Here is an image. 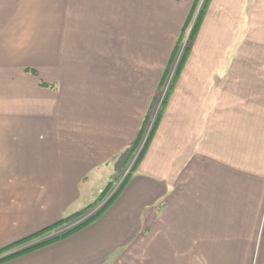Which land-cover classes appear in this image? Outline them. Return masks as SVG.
<instances>
[{"label": "crops", "instance_id": "1", "mask_svg": "<svg viewBox=\"0 0 264 264\" xmlns=\"http://www.w3.org/2000/svg\"><path fill=\"white\" fill-rule=\"evenodd\" d=\"M21 3L0 0V251L88 207L116 175L148 104L139 64L98 56L83 38L78 59H63L61 34L74 21L56 17L52 31L38 15L37 42L15 38L37 24L33 11L17 21ZM90 11L78 10L84 22ZM97 15L105 24L109 8ZM262 61L264 0H212L140 165L145 174L126 189L136 219L118 200L78 231L0 264H264V76L253 69ZM138 93L144 105L134 108ZM110 94L122 106L102 98ZM203 133L209 141L190 154L192 135ZM142 188L153 196L148 213L145 197L132 196Z\"/></svg>", "mask_w": 264, "mask_h": 264}, {"label": "rangeland", "instance_id": "2", "mask_svg": "<svg viewBox=\"0 0 264 264\" xmlns=\"http://www.w3.org/2000/svg\"><path fill=\"white\" fill-rule=\"evenodd\" d=\"M20 2L22 3L18 4L19 6L16 7L18 10L17 21L22 22L24 17L33 11L34 20L37 24L36 28L33 27L31 31L27 30V32H25L21 30L15 38L21 36L24 38V41L29 42L31 37H34L33 43H36L38 34L35 29L38 28L39 24V21H36V16L38 15L46 17L44 21L47 22V26H49L52 31L57 26L56 17L67 22V25L70 21H74L73 26L67 29V33H65L66 31L64 30V21L61 26L62 30L65 31L61 36L64 39L66 38L68 42L63 50L64 54H66V58L63 59H67L68 62L70 60L72 61L73 58L78 59V55L82 53L78 52L76 54L75 52L77 49L81 48L79 45L83 38V43L86 46L89 45L91 51L98 56H113L116 58V63L120 64V66H122V64L124 65V63H129L131 65L139 64V67L141 69L143 68L144 72L148 75L145 76L148 90L147 109L143 106L144 94L138 93L135 95L134 108H137L138 105L143 106V117H139V126V122L137 123L136 121L137 134L135 138L129 143L130 145L128 147H125L120 152L119 160L116 162L120 161L121 166L116 172V175L114 178L112 177L111 182L103 188L102 192H100L98 196H95L96 198L91 201V204L84 209L86 210L85 213L64 222L62 228L55 231L51 237L59 236L74 229L82 221L92 218L96 220L101 218L105 215V212L119 204V202L120 205L122 204L120 208L123 210L124 217L126 216V218L130 220H133V217L136 219V216L139 214V208L137 207L134 209L131 207L132 202H129L130 199H128L130 195L125 194L126 189L133 182L134 174H145V172L140 169V165L145 160L148 150L154 144L153 142L164 120V113L172 97V93L177 86V82L184 77L185 66L193 50L195 41L198 38V32L207 16V11L212 0L205 12L206 14L202 12L208 3L207 0H115L113 4L111 0H20ZM104 7L109 8V18H105L108 20L105 24L103 23L104 20L97 15ZM79 9H86L88 13L89 10L92 12V9H95L92 12L94 14L92 17L93 19L89 20L90 23L89 21L84 22L82 15L79 16ZM119 17L125 21L126 26L121 22H119L118 25L113 23V21L116 22ZM199 18H203V21L200 23L198 32L195 35L196 37L193 39ZM81 21L83 22L82 25H80ZM18 28L19 26L15 29L17 30ZM93 32L97 35L98 40H93ZM59 38L60 35L58 36V39ZM172 38H174V42ZM168 39H170L171 42ZM135 40L139 43V46L135 45ZM96 41L99 44H97ZM169 42L170 45H173L171 49H168ZM189 47L191 48L190 51ZM107 48L108 54L104 51ZM111 48L112 50H110ZM36 51L37 50L32 47V50L29 52L35 53ZM234 56L238 57V53H235ZM262 62L264 63V61ZM253 69L257 71V74L264 76V64H260ZM31 71L33 74H38L36 69H31ZM133 74L135 77L136 75L138 76L137 70H134L132 72V75ZM141 77V80L144 79V76ZM41 84L49 86L44 82H41ZM146 86L143 85L141 87V92ZM112 96L113 95L110 94L108 98H106L107 95L102 98L107 99V101L116 99L114 102H117L118 107L122 106L123 98H121L120 95L116 97L113 96V98ZM136 110L138 109L134 110L135 114ZM163 110L164 113L160 118L161 121L157 125L158 118ZM67 111L72 121H85L84 118H81L82 116L80 117L82 113L77 116L74 114V112L77 113V111ZM155 127L156 132L154 133L153 130ZM192 136L194 142L190 145L192 146L190 154H195L198 147L200 145L202 147L203 142L209 141V135L207 136L203 133L202 136L194 134ZM142 190L145 192L139 194L135 192L132 196L135 200L138 196H140V198L142 196L145 197L143 201L147 206L143 209V212L148 213L150 204L149 199L153 198V196L151 195L149 197L146 188H142ZM119 191L121 193H117ZM113 196L116 197L113 198ZM118 200L120 201L118 202ZM128 225H133V223L130 221ZM148 226L150 225L146 224L144 227L147 228ZM60 227L61 226H59V228ZM47 232L35 238L33 244L50 238V236H47ZM11 247V249L5 252H0V259L12 254L15 251L14 249L18 246Z\"/></svg>", "mask_w": 264, "mask_h": 264}, {"label": "trees", "instance_id": "3", "mask_svg": "<svg viewBox=\"0 0 264 264\" xmlns=\"http://www.w3.org/2000/svg\"><path fill=\"white\" fill-rule=\"evenodd\" d=\"M207 1H208V3L206 4L205 9H204L203 12H202V13H204V14H206L205 12H206V10H207V8H208L209 3L211 2V0H207ZM202 19H203V18H199L198 24H197L196 29H195V31H194V37H193V39L196 37L195 35H196L197 32H198V29H199V27H200V23L203 21ZM190 50H191V48L189 47V51H190ZM163 113H164V110L161 112V114H160V116H159V118H158L157 125H158V123L161 121L160 118H161V116L163 115ZM157 125H156V127H157ZM156 127H155L154 130H153L154 133L156 132V131H155V130H156ZM117 193H121V192L119 191V192H117ZM115 197H116V196H113V198H115ZM113 198H112V199H113ZM85 212H86V210H84V211H79L77 214L72 215L71 217H67V218L63 219V220L60 221L58 224H56V225H54V226H51V227H49L47 230H44V231L38 233L37 235H35L34 237H30V238L26 239L25 241H21V242L17 243L16 245L19 246V245L26 244V243L32 241L33 239L38 238V236H40L41 234L45 233L46 231H48V230H49V231H50V230H54V229H56L57 227L61 226L64 222H66V221H68V220H71V219H74V217H78L79 215H82V214L85 213ZM93 219H94V218H92V219H90V220L82 221V222H81L80 224H78V226H76L74 229H71V230H69V231H67V232H65V233H63V234H61V235H59V236L50 237V238L44 239V240H42V241L36 242V243H34V244L32 243V244H30V245H28V246H26V247H24V248H22V249H20V250H18V251H15V252H13V253L10 254V255H7V256L1 258V259H0V263L5 262V261H8V260H10V259H12V258H15V257L21 256V255H23V254H25V253H27V252H29V251H31V250H34V249L40 248V247H42V246H46V245H48V244H52L53 242H56V241H59V240L65 238L66 236H68L69 234H71V233H73V232H76V231H78L80 228H83L84 226L90 224V222L93 221ZM18 244H19V245H18ZM16 245H13V246H16ZM11 248H12V247H8V248H6V249H4L3 251H0V252H5V251H7L8 249H11Z\"/></svg>", "mask_w": 264, "mask_h": 264}]
</instances>
